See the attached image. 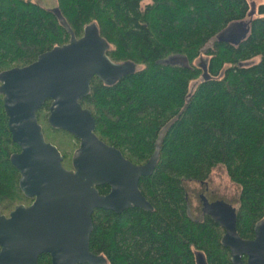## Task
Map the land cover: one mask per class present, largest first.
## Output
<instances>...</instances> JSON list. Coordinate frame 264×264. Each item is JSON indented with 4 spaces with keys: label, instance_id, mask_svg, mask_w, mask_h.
<instances>
[{
    "label": "trees",
    "instance_id": "1",
    "mask_svg": "<svg viewBox=\"0 0 264 264\" xmlns=\"http://www.w3.org/2000/svg\"><path fill=\"white\" fill-rule=\"evenodd\" d=\"M55 7L76 39L93 24L108 60L122 66L110 81L93 76L80 99L98 138L144 164L175 117L151 171L138 181L152 208L94 209L90 251L103 255L105 264H196L195 252L206 264H233L222 225L207 213H187L186 183L206 181L221 165L239 188L236 235L251 239L264 221V2L252 16L249 0H56ZM238 21L242 34L232 29ZM226 28L233 36L216 38ZM69 40L51 9L33 0H0V72L28 65ZM49 104L46 99L37 109L38 123L71 168L79 140L48 124ZM18 151L0 93V211L6 216L32 201L10 161ZM97 189L106 193L109 187ZM37 262L50 264V256L43 253Z\"/></svg>",
    "mask_w": 264,
    "mask_h": 264
},
{
    "label": "water",
    "instance_id": "2",
    "mask_svg": "<svg viewBox=\"0 0 264 264\" xmlns=\"http://www.w3.org/2000/svg\"><path fill=\"white\" fill-rule=\"evenodd\" d=\"M254 8L250 2L249 16ZM51 10L70 32L69 42L39 54L28 65L0 72L8 129L19 147L10 161L19 171L21 190L32 198L30 204L16 205L7 216L0 211V264H38V256L43 253L50 256V264H105L103 255L89 249L92 212L152 208L138 181L151 171L159 140L175 117L160 130L155 152L144 164H134L116 146L98 138L91 111L81 105L80 99L88 93L93 76L119 73L122 66L108 60L105 42L93 24L86 25L83 35L76 39L60 11L56 7ZM232 36V29L226 28L216 38ZM184 63L187 65L186 59ZM199 66L203 79H207L206 66ZM46 99H50L48 124L79 140L71 168L63 166L61 152L44 138L38 123L36 111ZM103 184L109 187L106 193L97 189ZM201 198L204 208L223 203H209L203 195ZM233 218L222 236L233 264H242L241 255L247 256V264H264V226L260 227L264 221L256 224L254 238L246 240L236 235ZM195 263L206 264L202 253L195 252Z\"/></svg>",
    "mask_w": 264,
    "mask_h": 264
},
{
    "label": "rangeland",
    "instance_id": "3",
    "mask_svg": "<svg viewBox=\"0 0 264 264\" xmlns=\"http://www.w3.org/2000/svg\"><path fill=\"white\" fill-rule=\"evenodd\" d=\"M33 1L49 9L54 8L56 5V0H33ZM249 2H253L254 6H256L257 4L264 2V0H249ZM232 29L238 33L240 32L239 34H242L243 33L242 22L241 21L234 22L232 25ZM257 60L258 57H254L251 60L244 62V65L256 62ZM207 181L209 182L210 189H213L215 193H217V195L223 197L232 205L236 206L239 188L229 179L223 166L217 165L213 167ZM186 187L189 190L192 212L194 215L199 217L200 204L196 199L194 193L196 191L199 192L203 187L199 185L197 182H193V181L187 182Z\"/></svg>",
    "mask_w": 264,
    "mask_h": 264
},
{
    "label": "flooded vegetation",
    "instance_id": "4",
    "mask_svg": "<svg viewBox=\"0 0 264 264\" xmlns=\"http://www.w3.org/2000/svg\"><path fill=\"white\" fill-rule=\"evenodd\" d=\"M169 60H172V59H169ZM173 60H175V58H173ZM117 76H118V73L106 72V73L103 74L102 77L104 78L105 81H110L114 77H117ZM197 183L203 187L199 192L196 191L194 193L196 199L198 200V202L200 204L199 216L205 215L206 213L211 215V216H213V218L216 221H218V223L221 222V224L223 225L222 227L224 229V233H225L226 227L228 226L229 222H231V220H232V218L234 216L235 206L232 205L230 202H228L223 197H220L219 195H217V193H215V191L213 189H210L209 182L207 180L206 181H200V182H197ZM202 195L206 197V199H207V201L209 203H213V202L219 201V200H221L223 203H221V205H219V206H209L208 208H204L203 207V201H202V198H201ZM188 205H189V208H190V215H191L192 206H191V203H190V197H189V201H188L187 206ZM192 214H193V212H192ZM193 216L197 217L194 214H193ZM263 226L264 225H261L260 227H263ZM255 232H256V230H255ZM254 235H255V233H254ZM254 235H253V238H254ZM247 240H249V239H247ZM230 260H231V258H230ZM240 261H241L242 264H247V256L246 255H241L240 256ZM249 264H252V263H249Z\"/></svg>",
    "mask_w": 264,
    "mask_h": 264
}]
</instances>
